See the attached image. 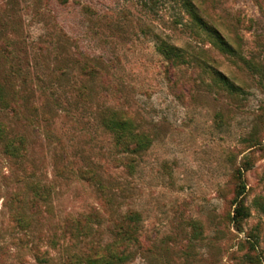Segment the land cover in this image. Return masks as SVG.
<instances>
[{
    "label": "rangeland",
    "instance_id": "374dc122",
    "mask_svg": "<svg viewBox=\"0 0 264 264\" xmlns=\"http://www.w3.org/2000/svg\"><path fill=\"white\" fill-rule=\"evenodd\" d=\"M111 117L149 146L119 152ZM0 127V264L83 257L129 210L124 264H264V0H0Z\"/></svg>",
    "mask_w": 264,
    "mask_h": 264
},
{
    "label": "trees",
    "instance_id": "16d2710c",
    "mask_svg": "<svg viewBox=\"0 0 264 264\" xmlns=\"http://www.w3.org/2000/svg\"><path fill=\"white\" fill-rule=\"evenodd\" d=\"M184 5L194 22L199 27L204 28L203 21L196 14L194 6L189 1H185ZM157 49L164 56L171 58V60L181 58L182 56L179 49L171 45H166L165 43H160ZM216 75L223 84L233 89L232 85L221 75L217 73ZM106 125L115 135L116 146L119 152L134 154L138 150H144L149 146V140L146 137L139 139L137 134L133 132L131 122L128 120L111 117L108 119ZM3 130L0 127V134ZM23 147L22 139L14 138L6 142L4 150L11 156H18L19 151ZM87 177L89 179L93 178L90 174ZM237 178L240 180V176ZM241 184L242 182L239 181L238 189L240 195L242 193ZM35 190L36 192L34 191L33 193L32 201H30L33 207H36L40 200L46 198V196L42 195V192H39L38 188ZM233 202L236 205L232 211L231 221L235 226H239L241 220L247 216V213L240 200L234 199ZM17 221L23 223V218L18 217ZM101 222V215L99 212L93 210L86 215H79L75 218L67 219L64 224V232L70 239L87 237L91 234L92 225H99ZM138 222L139 215L133 210L127 211L109 226L114 236V239L110 243L104 246L91 244L86 248L87 252L84 253L83 257L77 254H71L63 264H82L83 262L86 264H124L129 259L132 248L140 246ZM35 255L40 262H46L45 253L35 250Z\"/></svg>",
    "mask_w": 264,
    "mask_h": 264
}]
</instances>
